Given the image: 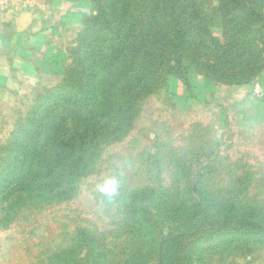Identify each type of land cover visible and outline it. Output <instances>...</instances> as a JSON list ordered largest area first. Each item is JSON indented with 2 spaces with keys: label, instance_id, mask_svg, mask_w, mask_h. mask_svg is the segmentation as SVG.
<instances>
[{
  "label": "rangeland",
  "instance_id": "obj_1",
  "mask_svg": "<svg viewBox=\"0 0 264 264\" xmlns=\"http://www.w3.org/2000/svg\"><path fill=\"white\" fill-rule=\"evenodd\" d=\"M186 1L203 26L182 21L171 68L148 22L165 0H127L131 19L114 0H0V264H264V63L214 59L221 0ZM129 30L154 54L123 76L107 46Z\"/></svg>",
  "mask_w": 264,
  "mask_h": 264
},
{
  "label": "trees",
  "instance_id": "obj_2",
  "mask_svg": "<svg viewBox=\"0 0 264 264\" xmlns=\"http://www.w3.org/2000/svg\"><path fill=\"white\" fill-rule=\"evenodd\" d=\"M97 1L100 0H91L92 5H95ZM114 1L116 2L115 5L119 10L120 16L124 19H131L127 0ZM165 1L171 5L170 12H161L158 3H156L153 6L148 22L155 33L163 32V37H168L171 40L168 52L169 54H173L174 58L168 63L169 67L173 68L177 65L181 67L182 62L186 61L187 58L179 55V45H181V43L184 44L180 25L184 20L189 22L192 26L198 25L202 27V18L200 13L197 12V9L193 8L191 5L188 6L189 3L186 0ZM117 9L115 12H118ZM219 12L222 15L224 24L222 37L219 38L215 35H211L210 42L212 41L213 43L211 44L212 49L210 50V54L214 59H225L227 55H230L242 60V63L243 60H246L243 65H239L238 62L236 66L246 77H250L257 70L260 71L264 63V44H262L261 40L256 41L252 37L254 33L253 30L256 28L255 25L263 24L264 22L261 21L259 15L256 14V10L248 6L245 0H221ZM86 15L87 18L90 19L95 17L92 12ZM162 49L163 52H166L165 46H163ZM139 50H142L146 57H153L154 52L150 51L147 46L137 45L133 39V30H129L122 38L117 37L111 40L110 44L107 46L106 59L109 61L110 65H113L115 62L117 63V59L120 60L121 57H124V72L121 73L124 76L135 61ZM244 53H247L249 55L247 57L249 58H246ZM182 68L184 69V67ZM103 79L98 82L99 86H101L103 81L113 85L119 81L120 78H111L106 74V78ZM149 85L150 82H146L145 87ZM138 94L139 93L136 92V94L128 96L126 102L132 104L135 101V96Z\"/></svg>",
  "mask_w": 264,
  "mask_h": 264
},
{
  "label": "built area",
  "instance_id": "obj_3",
  "mask_svg": "<svg viewBox=\"0 0 264 264\" xmlns=\"http://www.w3.org/2000/svg\"><path fill=\"white\" fill-rule=\"evenodd\" d=\"M254 90H255L256 95H260V96L263 95V92L260 90L258 86H256Z\"/></svg>",
  "mask_w": 264,
  "mask_h": 264
}]
</instances>
